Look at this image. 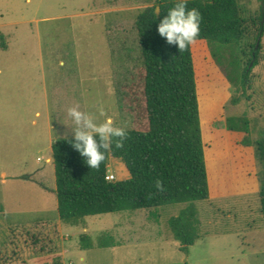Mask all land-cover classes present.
<instances>
[{
	"label": "rangeland",
	"instance_id": "obj_1",
	"mask_svg": "<svg viewBox=\"0 0 264 264\" xmlns=\"http://www.w3.org/2000/svg\"><path fill=\"white\" fill-rule=\"evenodd\" d=\"M237 1L245 19L260 16L262 0ZM150 6L158 7L155 0H0L7 43V51L0 49V264L54 256L62 264H264L262 168L254 155L249 175L225 167L231 148L225 108L232 98L241 97L251 141L264 130V31L244 94L229 64L235 54L242 70L247 65L258 33L253 22L235 48L196 45L210 197L193 204L200 239L187 253L168 220L188 204L89 216L77 224L58 216L51 144L71 138L67 109L103 108L115 113L118 127L137 124L143 64L135 19ZM108 166L114 181L129 177L119 160ZM82 235L93 248L81 249ZM109 237L113 247H98Z\"/></svg>",
	"mask_w": 264,
	"mask_h": 264
},
{
	"label": "trees",
	"instance_id": "obj_2",
	"mask_svg": "<svg viewBox=\"0 0 264 264\" xmlns=\"http://www.w3.org/2000/svg\"><path fill=\"white\" fill-rule=\"evenodd\" d=\"M155 2L159 7L158 15L155 7L150 6L139 11L135 19L143 64L137 124L125 130L127 139L123 148H113L99 169H90L85 164L84 158L68 143L71 138L52 142L57 212L61 221L77 224L89 216L188 204L179 216L168 220L174 240L180 243L181 251L187 253L200 239L193 204L210 197L200 125L202 93L195 61L196 45L207 43L213 47L235 48L247 37L250 24H258L256 43L251 47L247 65L242 70L235 54L229 62L231 76L240 83L244 94L249 74L258 65V40L264 31V11L260 8L259 17L245 19L237 0H188L187 7L201 14L200 36L180 52L176 46L168 45L156 30L176 0ZM0 49L7 50L1 31ZM213 54L218 55L217 51ZM240 101L241 97H234L225 108L231 143L225 167L233 173L249 175L255 156L262 168L259 208L264 218V130L255 142L251 141L250 120ZM110 159L124 164L129 174L127 179L106 180ZM156 181L161 182L162 190L156 188ZM113 245L109 237L102 239L98 247ZM80 247L83 250L93 248L91 238L82 235ZM34 260L38 264H62L59 256Z\"/></svg>",
	"mask_w": 264,
	"mask_h": 264
},
{
	"label": "clouds",
	"instance_id": "obj_3",
	"mask_svg": "<svg viewBox=\"0 0 264 264\" xmlns=\"http://www.w3.org/2000/svg\"><path fill=\"white\" fill-rule=\"evenodd\" d=\"M187 2L176 0L156 29L168 45L176 46L180 52L189 48L200 36L201 14L195 8L189 9ZM67 116L71 121L68 143L84 158L90 169H99L113 148H123L127 133L124 128L116 126L115 113L109 115L103 108L81 110L76 105L67 109ZM64 138L67 139V134ZM156 188L162 190L160 181H156Z\"/></svg>",
	"mask_w": 264,
	"mask_h": 264
},
{
	"label": "water",
	"instance_id": "obj_4",
	"mask_svg": "<svg viewBox=\"0 0 264 264\" xmlns=\"http://www.w3.org/2000/svg\"><path fill=\"white\" fill-rule=\"evenodd\" d=\"M263 4H264V0H262V5H261V6H262V11H263ZM155 13H156V15L159 14V7H156V8H155ZM262 22H263V21H262ZM259 41H260V40H258V43H259ZM258 43H257V44H258ZM257 48H258V45H256L255 49H257ZM21 178H22V179H28L29 177H28V176H23V177H21Z\"/></svg>",
	"mask_w": 264,
	"mask_h": 264
},
{
	"label": "built area",
	"instance_id": "obj_5",
	"mask_svg": "<svg viewBox=\"0 0 264 264\" xmlns=\"http://www.w3.org/2000/svg\"><path fill=\"white\" fill-rule=\"evenodd\" d=\"M106 180H107V181H114L115 178H114L113 174H108V173H107V175H106Z\"/></svg>",
	"mask_w": 264,
	"mask_h": 264
},
{
	"label": "crops",
	"instance_id": "obj_6",
	"mask_svg": "<svg viewBox=\"0 0 264 264\" xmlns=\"http://www.w3.org/2000/svg\"><path fill=\"white\" fill-rule=\"evenodd\" d=\"M8 48H9V47H8ZM5 51H7V50H5ZM0 74H2L1 71H0ZM67 121H68V120H67ZM108 167H109V166H108ZM59 224H60V223H59ZM58 229H61V225H58ZM84 251H85V250H84ZM80 261H84V258L81 257V258H80Z\"/></svg>",
	"mask_w": 264,
	"mask_h": 264
}]
</instances>
